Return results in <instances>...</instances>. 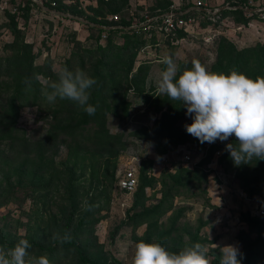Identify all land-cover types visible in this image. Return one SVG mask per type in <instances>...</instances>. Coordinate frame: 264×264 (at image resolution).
Listing matches in <instances>:
<instances>
[{"label": "rangeland", "instance_id": "rangeland-1", "mask_svg": "<svg viewBox=\"0 0 264 264\" xmlns=\"http://www.w3.org/2000/svg\"><path fill=\"white\" fill-rule=\"evenodd\" d=\"M32 1L40 9L30 8L24 21L20 8L27 0H0V54L3 51V44L11 39L7 27L4 26L7 21L5 12H14L17 27L24 31V41L31 42L32 50L37 53L34 63H41L48 57L53 74L57 67L64 66L69 60V52L75 49L74 42L83 44L82 50L105 43L101 37L95 40V32L86 28L85 22L82 25L73 21L76 16L69 12L77 9V6L84 15L96 20L116 14V21L128 22L125 29L143 28L145 19L170 5L179 11L193 10L195 20L191 35L176 44H171L166 43L158 34L155 36L157 42L154 45L145 48L148 45L146 44L136 53L133 68L127 77L131 76L139 64L145 65V71L141 76V90L136 91L133 86L128 88L123 84L121 94L128 102V115H122L119 106L111 109L106 115L104 126L109 133L120 135L118 143L108 145L97 141L92 137L91 123L86 124L84 130L77 129L76 134H79L77 139H73L74 135H63L61 129L66 124L67 115L61 116L60 112L57 119L59 121L55 124L50 116V110L42 103L22 106L16 120L19 128L17 138L13 142L0 143L2 242L14 245L19 239L28 240L31 236H36L44 243L51 239L62 218L68 216V214L63 216L64 210L68 208L64 201L66 174L76 166L73 178L78 180L81 186L78 189L77 202L79 206L91 204L93 220L88 221L92 223L96 220L82 237V242L88 244L87 254L90 258L99 259V263L113 264L116 260L117 264H131L137 242L145 241V225H135L130 221L134 211L131 205L135 190L132 193H125L106 178L104 180L92 178L90 167L80 169L75 164L74 151L79 150L88 155L95 152L111 153L113 155L109 164L115 161L117 170L128 163L134 165L138 172L141 162L150 160V167L146 173L155 180L165 172H173L176 168L182 167L178 161L182 151H188L193 157L203 154L206 143L201 144L185 130V124H190L192 118L186 115L184 106L171 123H168L167 108L176 101H170L167 97L166 105L161 106L159 110L155 109L153 100L157 99L158 102V99L164 97L156 95V73L164 67L159 63V58L170 54L181 69L191 68L193 61H199L212 71L215 45L219 37L226 38L236 48L255 43L264 44V17L257 10H264V0H202L210 11L223 10L235 2L245 3L248 7L244 10L254 12L250 13L246 23L238 21V16L229 13H222L218 17L217 15L203 17L199 12L201 10L192 8V2L195 0H109L108 4L101 6L97 0H62L66 6L64 9H68L63 13L66 18H60L61 13L47 9L44 5L49 4L48 0ZM60 2L61 0L57 1L58 7L62 8ZM77 18V21H81L80 17ZM122 34L118 32L113 36L114 43L122 42ZM99 52L97 50L91 61L85 58L81 67L74 59L69 61L76 64L77 69L91 72L92 63L99 58ZM38 79L41 82L44 80L40 76ZM148 95L152 100L146 101L145 96ZM71 109L78 111L79 108L72 105ZM159 117L163 118L152 132V123ZM207 152L208 149L199 162L208 156ZM225 152L226 149L220 152L221 154H211L206 164L200 165L202 168L198 167L206 175L205 184H201V187H204L203 191L192 190L191 193L175 196L172 199V209L158 218L159 232L161 229L163 232L170 231L168 236L160 239L168 250H174L178 241L186 243L191 235L196 233L200 243L209 249L210 264H219L220 247L233 244L242 250L240 242L237 241V234L240 231L251 238L255 236L254 231L239 221V213L251 206L264 203V182L251 186L253 187L251 193L250 186L242 184L250 179V170L263 164L259 162L261 160L256 161L254 158L247 167H244L246 164L235 166L232 160L229 163L224 159L219 160ZM85 164L87 166L90 164L88 158ZM110 171L108 168L107 174H110ZM33 172H36L35 176H31ZM41 186L48 188L35 191ZM159 188L157 182L145 188L144 205L156 203L160 197ZM238 191L245 197H241ZM43 194L46 196L43 197ZM245 198L248 201H245ZM75 218L73 225L76 223ZM259 218L264 220V216ZM262 236L264 238V229ZM149 242H156L155 238H151ZM0 246L8 247L5 244ZM258 254L259 262L264 261V248H261ZM64 263L61 261L57 264Z\"/></svg>", "mask_w": 264, "mask_h": 264}, {"label": "trees", "instance_id": "trees-1", "mask_svg": "<svg viewBox=\"0 0 264 264\" xmlns=\"http://www.w3.org/2000/svg\"><path fill=\"white\" fill-rule=\"evenodd\" d=\"M58 0H54V5H44L47 9H53L59 13H65L68 9H64L66 6L62 3L58 7ZM109 0H97L101 6L102 4L109 3ZM227 8L219 10L216 15L222 13H229L232 16H238V21L246 23L250 16H245L244 8L248 7L245 3L235 2L230 4ZM40 7L32 0H27L26 4L20 8L22 10L21 17L26 21L30 8ZM114 10V9H113ZM112 10V11H113ZM168 10L165 7L162 10H157L151 16H158ZM202 13V11H199ZM71 15L82 18L85 21L86 28H89L91 32H95V40L105 33L103 41L104 45L95 44L90 48L81 49V45L78 42H74V50L69 52V60L74 59L80 64V67L85 61H91L94 54L99 50V58L92 63L93 70L88 72L91 77L96 80V84L90 89L89 103L95 107V113L88 115L82 109L75 111L71 109V106H76L74 102L69 100H60L57 98L54 104L47 102L46 98L41 94V81L38 76L45 79H55V74L51 71V62L46 57L41 63L35 64L34 58L37 55L32 50L33 45L31 42L24 41V31L17 27L16 14L14 12L6 11L7 18L4 24L10 33L11 39L9 42H5L2 47V53L0 54V143L1 142H13L17 138L19 128L16 125L19 109L24 105H40L41 103L46 105V109L50 110L52 121L55 124L61 116L67 115L66 124L63 125L61 131L63 135H74L73 139L79 138V134H76L77 129L84 130L86 124L93 125L92 137L97 141H101L102 144L111 145L112 143H118L120 135L118 133H109L105 128L106 115L111 109L120 107L122 115H128L127 106L128 102L124 100L121 94V88L123 84L125 86L134 87L136 91H140L142 87L141 76L145 71V65L139 64L136 70L131 73L128 78V73L133 68L134 57L138 51L142 49L146 44L154 45L157 42L155 36L158 35L156 31V24L158 19L151 21L149 29L128 28V22L123 21H109L106 18L102 20H96L95 18H89L83 14L81 8L77 6V9L70 10ZM254 14V12H252ZM184 15H194L193 10H187ZM208 17L209 16H205ZM60 18H66L60 14ZM207 20V19H206ZM122 32L123 38L120 44L114 43L113 36ZM182 35L181 31H176V36ZM161 39L169 43L168 38ZM96 43V42H94ZM93 43V44H94ZM215 58L211 65L212 72L228 73L230 70H236L244 73L245 75L255 79L257 77H264V44L255 43L241 48H236L235 45L226 38L219 37L215 45ZM68 60V61H69ZM65 62L66 67L70 70H75L76 64H72L70 61ZM94 71V72H93ZM28 79L31 81V86L24 81ZM121 96V97H119ZM146 101L152 100L151 97L145 96ZM153 100L155 109L159 110L161 106L166 105L167 96L161 99ZM182 104L176 101L174 104L168 106L167 113L169 114V122L173 121L175 117L182 110ZM163 117L154 119L151 126V131L155 130V126L161 122ZM62 119V118H61ZM231 142L235 143V137H232ZM213 147H211L207 154L208 156L204 160L192 169H188L184 166L176 168L173 172L163 173L158 180L148 176L146 171L150 167V160H143L139 166L137 177L138 185L135 189L132 197L131 209L134 210L130 221L135 225H145V242H149L151 238H155V241L160 242L161 237L168 236L169 230L159 232L158 218L164 213L172 209V199L175 196H181L187 193H191L192 190L203 191L204 187L201 184H205L206 175L198 168L202 164H206L208 157L211 155ZM111 153L103 154L101 152H95L87 154L86 152L74 151L75 164L80 169L90 167V175L92 178L104 180L108 182H115V161L109 164L111 160ZM89 159V165L85 164V160ZM226 160L227 163L231 161L229 153L226 151L219 160ZM258 161V160H256ZM263 165L258 166L256 169L250 170V179L246 180L242 186H250V193L255 183L264 182V160H261ZM257 163V162H255ZM258 164V163H257ZM249 166L246 164L244 167ZM75 167L71 168V171L66 174L67 182L65 184V198L67 207L62 218V222L55 234L63 236L67 234L70 239L61 243L59 240L53 239V236L48 242H42L37 239L36 236H31L28 241L31 244L29 252L32 256L41 255L47 256L51 264H57L64 261V264H105L99 263V259L90 258L86 249L88 244L82 242L83 235L91 229L96 221L92 223L88 221L92 219L91 204L88 206H79L77 202L78 189L81 187L78 184V180L73 178ZM110 168V174H107V169ZM36 172H33L31 176H35ZM159 185L160 197L155 204L147 206L143 204L145 197V188L154 185ZM48 188L41 186L35 189L44 190ZM46 194H43L45 197ZM76 217V218H75ZM262 217V216H260ZM74 218L76 223L73 225ZM239 221L244 223L249 230L255 232L253 238L246 235L245 232L240 231L237 234V241L240 242L243 253L241 264H264V261L259 262V250L264 248V238L262 231L264 229V220L256 216H251L249 212L243 211L239 213ZM199 242V238L196 233H193L186 243L178 241L174 250L179 251L185 246H190L192 243ZM0 244H5L8 247H12L11 244H6L0 240ZM163 245V244H162ZM239 258V257H238ZM116 260L113 264H117ZM213 264V263H212Z\"/></svg>", "mask_w": 264, "mask_h": 264}, {"label": "clouds", "instance_id": "clouds-1", "mask_svg": "<svg viewBox=\"0 0 264 264\" xmlns=\"http://www.w3.org/2000/svg\"><path fill=\"white\" fill-rule=\"evenodd\" d=\"M159 63L164 67L156 73V95L181 102L186 115L192 118L184 126L189 135L201 144L235 137V143L225 145L235 166L250 164L254 158L264 160V77L253 79L234 69L228 73L212 72L199 61H193L191 68L181 69L170 54L161 56ZM55 77L41 82V94L48 103L66 99L88 115L95 113L89 99L96 80L88 72L59 66ZM24 82L31 86L30 80ZM53 239L63 243L70 236L54 234ZM30 248L27 239H19L10 248L0 246V264H51L45 255L32 256ZM220 251L219 264H241L243 253L236 245H224ZM131 264H210L209 249L195 242L170 251L161 243L141 240Z\"/></svg>", "mask_w": 264, "mask_h": 264}, {"label": "built area", "instance_id": "built-area-1", "mask_svg": "<svg viewBox=\"0 0 264 264\" xmlns=\"http://www.w3.org/2000/svg\"><path fill=\"white\" fill-rule=\"evenodd\" d=\"M50 5H54V0H49ZM192 8H196L202 11L203 17L205 16H215L217 9L209 10L205 7V4L202 0H195L192 2ZM246 9V7L244 8ZM256 10V9H254ZM258 12L262 14L264 17V10L257 9ZM256 10V11H257ZM187 10L179 11L175 8V6L170 5L168 7V10L164 13L158 15V16H149V18L145 19L144 23L142 24L143 29H149L150 28V22L158 19V22L156 24V31L158 34L163 36L164 38H168L169 43L176 44L181 39L189 36L193 32L194 28V20L195 17L193 15H184ZM252 11H245V15L249 16ZM262 17V18H263ZM78 19V18H77ZM81 21L84 22L82 18H79ZM109 21H114L117 19L116 14H110L106 17ZM176 31H181L182 35L176 36ZM105 33L101 34V40L105 38ZM147 46L151 45H146ZM144 48V46H143ZM232 137L228 141H219L217 140L215 143L209 144L206 143L205 146V152L206 150L213 147V151L211 154H221L225 151V145L229 142H231ZM205 152L203 154L193 157L188 151H182L178 156V161L181 163L182 166L192 169L193 167L198 165L199 160L204 157ZM221 152V153H220ZM200 167V166H199ZM202 168V167H200ZM205 170V169H203ZM115 187L125 193H132L137 186L138 183V177H137V170L134 165H130L128 163L124 164L120 167V169L116 170L115 172ZM238 194L241 197H245L244 194H242L241 191H238ZM245 201H248L247 198H245ZM251 215L254 216H264V203H259L257 206H251V208L247 209Z\"/></svg>", "mask_w": 264, "mask_h": 264}, {"label": "crops", "instance_id": "crops-1", "mask_svg": "<svg viewBox=\"0 0 264 264\" xmlns=\"http://www.w3.org/2000/svg\"><path fill=\"white\" fill-rule=\"evenodd\" d=\"M184 10H188V9H184ZM183 11V10H182ZM63 16V15H62ZM79 24H82L83 25V21H77Z\"/></svg>", "mask_w": 264, "mask_h": 264}, {"label": "water", "instance_id": "water-1", "mask_svg": "<svg viewBox=\"0 0 264 264\" xmlns=\"http://www.w3.org/2000/svg\"><path fill=\"white\" fill-rule=\"evenodd\" d=\"M63 16H66V15H64L63 13H61ZM85 22V21H84Z\"/></svg>", "mask_w": 264, "mask_h": 264}]
</instances>
